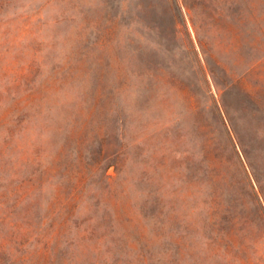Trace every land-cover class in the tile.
Returning <instances> with one entry per match:
<instances>
[{
  "label": "rangeland",
  "instance_id": "1",
  "mask_svg": "<svg viewBox=\"0 0 264 264\" xmlns=\"http://www.w3.org/2000/svg\"><path fill=\"white\" fill-rule=\"evenodd\" d=\"M240 105L264 0H0V264H264Z\"/></svg>",
  "mask_w": 264,
  "mask_h": 264
},
{
  "label": "trees",
  "instance_id": "2",
  "mask_svg": "<svg viewBox=\"0 0 264 264\" xmlns=\"http://www.w3.org/2000/svg\"><path fill=\"white\" fill-rule=\"evenodd\" d=\"M238 113L240 119L248 125L250 139L247 146L252 150L257 161L262 164L264 169V131H262L259 126L250 123V119L254 117L255 113L250 111L247 107L240 105L238 107Z\"/></svg>",
  "mask_w": 264,
  "mask_h": 264
}]
</instances>
